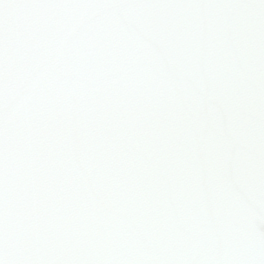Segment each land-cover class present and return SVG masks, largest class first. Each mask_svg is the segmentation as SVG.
I'll return each mask as SVG.
<instances>
[{"label":"snow or ice","instance_id":"obj_1","mask_svg":"<svg viewBox=\"0 0 264 264\" xmlns=\"http://www.w3.org/2000/svg\"><path fill=\"white\" fill-rule=\"evenodd\" d=\"M0 264H264V0H0Z\"/></svg>","mask_w":264,"mask_h":264}]
</instances>
